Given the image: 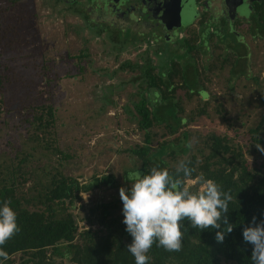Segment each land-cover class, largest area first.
<instances>
[{
	"label": "rangeland",
	"instance_id": "374dc122",
	"mask_svg": "<svg viewBox=\"0 0 264 264\" xmlns=\"http://www.w3.org/2000/svg\"><path fill=\"white\" fill-rule=\"evenodd\" d=\"M58 7L51 0H0V162L22 142L24 146L33 143L25 139L28 124L22 119L31 116L34 105L50 103L55 110L54 144L70 156L64 159L51 148L33 150L39 177L42 171L54 169L74 174L80 182L92 174L109 172L114 177V184L81 192L74 206V211H80L119 195V188L140 172L138 160L127 147L142 138L132 102L144 86L139 78L133 80L137 70L119 64L148 57L158 65V48L180 62L191 57L171 42L160 47L139 39L128 42L120 39L125 32L117 40L109 39L103 31L84 27L76 15L57 11ZM212 32L208 42L191 52L201 65L200 81L208 94L187 95L184 88H177L183 106L180 113L192 114L187 129H200L192 136L224 130L242 143L248 158L264 161V143H250L245 149L246 129L257 123L264 108V36L251 37L242 31L245 47L238 48L234 42L230 48L227 44L237 41L239 34L218 26ZM232 62L237 72L230 75ZM201 103L206 110L199 112ZM219 103L223 115L213 109ZM204 142L199 143L206 148ZM195 183V179H185L186 185ZM64 263L72 264L66 259Z\"/></svg>",
	"mask_w": 264,
	"mask_h": 264
},
{
	"label": "trees",
	"instance_id": "16d2710c",
	"mask_svg": "<svg viewBox=\"0 0 264 264\" xmlns=\"http://www.w3.org/2000/svg\"><path fill=\"white\" fill-rule=\"evenodd\" d=\"M188 43L184 46L191 57L189 61L169 58L156 65L144 57L142 62L125 60L119 64L137 70L139 74L133 80L139 78L144 86L138 91V99L132 102L142 138L127 150L138 160L137 169L141 173H147L153 166L174 173L179 160H190L189 166L194 171L189 179L196 181L203 175L231 195L226 215L233 231L226 233L220 243L215 239L217 230L200 231L185 220L181 250L168 252L154 244L148 253L149 264H226L227 261L252 264V245L243 241L242 229L252 223L253 216L257 222L264 220V161L248 158L242 143L234 141L224 130H211L194 137L192 134H198L200 129H187L193 117L180 113L183 106L176 89L184 88L187 95L208 94L200 81L201 65L196 64L191 53L196 47ZM234 65L232 62L230 75L237 72ZM197 108L199 112L206 110L202 103ZM213 109L223 115L220 103ZM31 111V116H24L22 121L28 124L25 139L33 143L24 146L26 142H22L0 162V204L11 201L10 207L17 213L20 227L3 246L9 259L0 260V264H65V259L72 264H135L126 247L132 237L125 230L119 195L74 211L81 192L101 184H114L112 173L92 174L80 182L76 175L54 169L49 173L42 171L40 178L35 171L40 166L33 163L36 159L33 150L51 148L64 159L70 154L54 144L53 105H34ZM263 127L264 108L257 123L246 129L245 149L250 143H264ZM189 141L193 144L191 148L187 147ZM200 141L206 142V148ZM131 183L123 187L130 188ZM196 185L192 186L193 191L197 190Z\"/></svg>",
	"mask_w": 264,
	"mask_h": 264
},
{
	"label": "clouds",
	"instance_id": "9594fccd",
	"mask_svg": "<svg viewBox=\"0 0 264 264\" xmlns=\"http://www.w3.org/2000/svg\"><path fill=\"white\" fill-rule=\"evenodd\" d=\"M193 146L189 141L187 147ZM188 159L179 160L174 173L167 168L153 166L147 173L136 172L130 188L120 187L123 223L132 237L126 247L135 264H149L150 249L154 244L168 252L182 248L184 232L182 222L192 228L215 229V239L222 243L226 233L233 231L227 212L231 195L221 190L214 180L200 175L196 191L185 184V178L194 171ZM11 201L0 204V260L7 261L9 254L3 246L19 231L17 213ZM223 225V227H222ZM243 241L252 245V264H264V220L256 221L242 229Z\"/></svg>",
	"mask_w": 264,
	"mask_h": 264
},
{
	"label": "flooded vegetation",
	"instance_id": "af4514ba",
	"mask_svg": "<svg viewBox=\"0 0 264 264\" xmlns=\"http://www.w3.org/2000/svg\"><path fill=\"white\" fill-rule=\"evenodd\" d=\"M51 5L76 15L84 27L103 31L109 39L117 40L125 32L120 39L128 42L139 39L154 47L171 42L186 56L188 40V45L200 47L217 26L239 34L238 40L233 38L237 41L227 44L230 48L234 42L245 47L242 31L264 36V0H51ZM155 51L160 61L169 59L159 48Z\"/></svg>",
	"mask_w": 264,
	"mask_h": 264
}]
</instances>
